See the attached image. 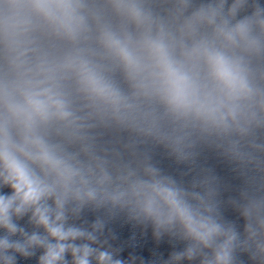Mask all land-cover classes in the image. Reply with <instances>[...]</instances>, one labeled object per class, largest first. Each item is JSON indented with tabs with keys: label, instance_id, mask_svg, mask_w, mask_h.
Masks as SVG:
<instances>
[{
	"label": "clouds",
	"instance_id": "obj_1",
	"mask_svg": "<svg viewBox=\"0 0 264 264\" xmlns=\"http://www.w3.org/2000/svg\"><path fill=\"white\" fill-rule=\"evenodd\" d=\"M0 264H264V0H0Z\"/></svg>",
	"mask_w": 264,
	"mask_h": 264
}]
</instances>
